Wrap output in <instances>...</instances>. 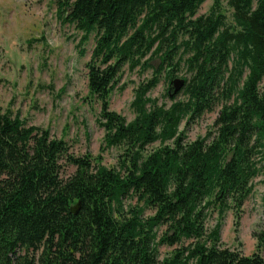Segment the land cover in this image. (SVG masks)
I'll use <instances>...</instances> for the list:
<instances>
[{
  "label": "trees",
  "instance_id": "trees-1",
  "mask_svg": "<svg viewBox=\"0 0 264 264\" xmlns=\"http://www.w3.org/2000/svg\"><path fill=\"white\" fill-rule=\"evenodd\" d=\"M203 2L57 0L78 45L94 34L87 87L100 102L101 149L120 153L116 167L68 155L64 140L0 107V264H264V230L251 255L217 244L220 219L240 211L264 169V0H226L232 23L222 0L197 15ZM180 61L190 78L176 100ZM125 66L152 70L131 120L108 104ZM162 73L169 105L148 95ZM215 105L214 130L185 141L180 125ZM61 158L75 168L66 177ZM160 245L174 248L160 258Z\"/></svg>",
  "mask_w": 264,
  "mask_h": 264
},
{
  "label": "rangeland",
  "instance_id": "rangeland-1",
  "mask_svg": "<svg viewBox=\"0 0 264 264\" xmlns=\"http://www.w3.org/2000/svg\"><path fill=\"white\" fill-rule=\"evenodd\" d=\"M213 0H204L197 15L209 12ZM221 10L227 23H232V9L226 0ZM81 32L75 25L63 20L58 12L57 0H0V107L18 113L21 118L49 130L52 137L66 142L68 155L80 157L100 155L107 167H116L120 150H102L104 129L97 123L100 102L87 87V63L94 46V34L78 45ZM83 50V54H79ZM181 51V50H180ZM179 51V53H180ZM185 58V57H183ZM152 75L151 69L141 72L128 70L125 66L108 97L109 109L124 116L134 117L131 102L135 88ZM164 73L148 95L159 103L169 105L165 97L169 81L173 78L189 79L190 73L180 61L174 76L166 81ZM178 92L175 99H183ZM220 106L204 111L186 127L182 123L185 141H193L213 131ZM94 161V160H93ZM60 174L66 177L74 171L65 158L60 161ZM95 163V162H94ZM136 199L128 196L125 205H134ZM146 209L145 214H151ZM219 220L217 210L209 211L204 226L212 230ZM264 230V169L252 180V191L239 212L226 211L220 219L219 242L221 247L251 255L257 247V234ZM174 248L160 245L159 256L168 255ZM260 253L264 258V251Z\"/></svg>",
  "mask_w": 264,
  "mask_h": 264
},
{
  "label": "water",
  "instance_id": "water-1",
  "mask_svg": "<svg viewBox=\"0 0 264 264\" xmlns=\"http://www.w3.org/2000/svg\"><path fill=\"white\" fill-rule=\"evenodd\" d=\"M171 84L173 86V91H172V94H177L181 88L184 86V79H181V78H173L171 80ZM80 207V203L77 202L75 205H73L71 207V211L72 213H77L78 209Z\"/></svg>",
  "mask_w": 264,
  "mask_h": 264
}]
</instances>
